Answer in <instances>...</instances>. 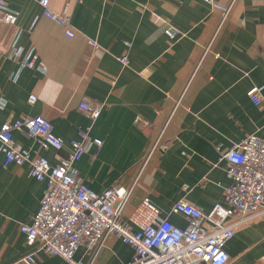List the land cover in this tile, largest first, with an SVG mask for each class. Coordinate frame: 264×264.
Wrapping results in <instances>:
<instances>
[{
    "label": "crops",
    "instance_id": "1",
    "mask_svg": "<svg viewBox=\"0 0 264 264\" xmlns=\"http://www.w3.org/2000/svg\"><path fill=\"white\" fill-rule=\"evenodd\" d=\"M50 5L66 10L72 37L43 14L38 0L3 2L17 20L12 26L0 22V122L42 115L64 146L44 148L18 129L12 131L14 141L51 164L70 152L72 140L85 141L76 166L89 188L101 192L112 184H134L123 220L144 196L180 227L185 218L170 212L177 200L203 211L222 202L231 179L226 161L217 160L218 148L250 134L264 138V0H50ZM29 53L35 65L20 67ZM123 54L126 63L119 60ZM254 86L260 106L248 95ZM184 88L164 147L140 171ZM84 96L103 103L95 120L78 109ZM136 115L151 121L147 132L134 125ZM3 159L0 152V264H10L37 249L19 226L37 211L45 182L30 175L29 163L4 166ZM225 250L227 264H264V215L238 226ZM133 253L108 233L98 250L82 245L75 258L83 264H126ZM36 262L69 264L41 249Z\"/></svg>",
    "mask_w": 264,
    "mask_h": 264
},
{
    "label": "built area",
    "instance_id": "2",
    "mask_svg": "<svg viewBox=\"0 0 264 264\" xmlns=\"http://www.w3.org/2000/svg\"><path fill=\"white\" fill-rule=\"evenodd\" d=\"M3 2L0 0V22L12 26L17 15L4 9ZM38 2L43 14L59 24L66 36L72 37L66 10L54 11L50 0ZM226 16L227 10L222 13L221 21ZM165 32L169 37L174 36L169 29ZM89 42L97 46L95 40ZM124 43L130 46L129 42ZM15 53L19 55L20 52L17 50ZM35 60L36 56L29 53L20 59V67H33ZM119 60L126 63L127 54L121 55ZM185 89L165 116L162 127L140 162V171L149 157L164 147L165 130L182 104ZM248 95L255 105L260 106L262 98L256 86L250 88ZM35 99L34 94L29 95V102ZM102 107V102L87 96L78 103V109L91 120L99 116ZM133 123L143 132L152 127L151 121L140 115L134 117ZM13 129L24 130L44 148L60 150L64 142L53 132L50 120L42 115L24 114L12 122H0L3 165L29 163L30 175L45 182L37 211L30 222L20 224L19 230L29 245L37 244V249L60 256L69 264H83L75 258L77 249L85 245L88 250H98L108 233L118 236L134 249L126 264H227L229 256L225 244L233 237L235 229L264 215V138L255 134L230 147L218 148L217 160L226 161V174L231 179L224 189L222 202L216 203L209 211H203L184 199L171 206L170 212L180 214L186 220V225L180 227L167 216H161V208L148 196L141 198L123 220L124 208L134 184H112L101 192L89 188L76 166L86 151L85 141L72 140L70 152L51 164L45 156L32 155L29 148L15 142ZM92 141L97 146L102 143L99 138ZM37 249L10 264H38Z\"/></svg>",
    "mask_w": 264,
    "mask_h": 264
}]
</instances>
